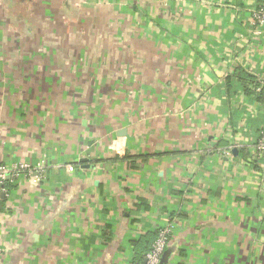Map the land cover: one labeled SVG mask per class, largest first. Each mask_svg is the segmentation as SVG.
<instances>
[{
  "label": "crops",
  "instance_id": "crops-1",
  "mask_svg": "<svg viewBox=\"0 0 264 264\" xmlns=\"http://www.w3.org/2000/svg\"><path fill=\"white\" fill-rule=\"evenodd\" d=\"M260 2L0 0V162L45 166L6 183L0 264H136L169 224L164 264H264Z\"/></svg>",
  "mask_w": 264,
  "mask_h": 264
},
{
  "label": "built area",
  "instance_id": "built-area-1",
  "mask_svg": "<svg viewBox=\"0 0 264 264\" xmlns=\"http://www.w3.org/2000/svg\"><path fill=\"white\" fill-rule=\"evenodd\" d=\"M252 22L257 25H264V2L257 4L252 12ZM264 87V81H262ZM261 88V87H260ZM253 158H264V132L254 142L253 145ZM43 162L31 164L29 162L18 161L12 164H4L0 162V216H1V200L2 197L7 195L6 183L13 182L16 179H23L24 182L31 180L39 184L42 179ZM68 171L73 170L72 164H67ZM172 226L164 225L157 230V235L153 240L149 251L145 255L144 264H159L160 258L167 248L171 239ZM0 261H1V248H0Z\"/></svg>",
  "mask_w": 264,
  "mask_h": 264
},
{
  "label": "trees",
  "instance_id": "trees-1",
  "mask_svg": "<svg viewBox=\"0 0 264 264\" xmlns=\"http://www.w3.org/2000/svg\"><path fill=\"white\" fill-rule=\"evenodd\" d=\"M234 82H235V85H233ZM252 82H253L252 76H250L249 74H246V73H244V72H242L240 70H236L232 76H228L227 79H226V84H227L226 85L227 86V89H226L227 92L226 93L227 94L231 93L230 91H231V89L234 86L240 85L242 87L243 91L247 95H252L254 93V88H255L254 86H257L256 83L253 84ZM254 95H256V94H254ZM257 95H259V93ZM156 235H157V232H156V234L154 236V239H155ZM152 242H151V244H152ZM151 244H150V246H151ZM150 246H149L147 252L149 251ZM144 261H145V259H144ZM144 261H143V259H140V261H138V263H136V264H144Z\"/></svg>",
  "mask_w": 264,
  "mask_h": 264
},
{
  "label": "rangeland",
  "instance_id": "rangeland-1",
  "mask_svg": "<svg viewBox=\"0 0 264 264\" xmlns=\"http://www.w3.org/2000/svg\"><path fill=\"white\" fill-rule=\"evenodd\" d=\"M1 19H2V16L0 14V20ZM1 21H4V20H1ZM0 33H2L4 36L3 37L4 39L2 38L0 41V51H5L7 54H9V51H19L18 49L20 48L19 47L20 44L14 40L15 36H17L18 34L14 35V33L10 32V29L7 28V26H3V25H2V27L0 26ZM9 36H11V39H8ZM16 39L20 40L18 37ZM26 50L30 51V47H27ZM253 152H254V150H253Z\"/></svg>",
  "mask_w": 264,
  "mask_h": 264
},
{
  "label": "water",
  "instance_id": "water-1",
  "mask_svg": "<svg viewBox=\"0 0 264 264\" xmlns=\"http://www.w3.org/2000/svg\"><path fill=\"white\" fill-rule=\"evenodd\" d=\"M170 249H165L161 258H160V261H159V264H164L166 262V258L168 256V253H169Z\"/></svg>",
  "mask_w": 264,
  "mask_h": 264
}]
</instances>
